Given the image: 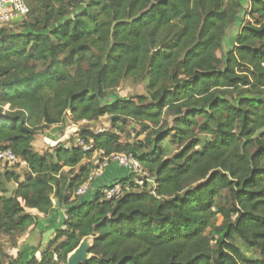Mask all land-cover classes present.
<instances>
[{
  "label": "trees",
  "instance_id": "1",
  "mask_svg": "<svg viewBox=\"0 0 264 264\" xmlns=\"http://www.w3.org/2000/svg\"><path fill=\"white\" fill-rule=\"evenodd\" d=\"M26 2L0 29V151L28 165L0 170V235L20 239L57 201L66 228L28 264H67L86 237L84 264H264V0ZM130 80L145 94L108 101ZM68 112L93 149L37 152ZM106 116L107 133L88 127ZM129 121L144 140L122 141ZM95 153L134 156L143 185L126 174L120 197L78 198Z\"/></svg>",
  "mask_w": 264,
  "mask_h": 264
},
{
  "label": "built area",
  "instance_id": "2",
  "mask_svg": "<svg viewBox=\"0 0 264 264\" xmlns=\"http://www.w3.org/2000/svg\"><path fill=\"white\" fill-rule=\"evenodd\" d=\"M29 14L30 8L26 0H0V26H13L19 22H23L28 18ZM85 124H88V122L84 121L81 123V125ZM96 131L98 134H104L107 133L109 129L108 127H97ZM78 133L74 136V146L81 148L84 152L91 151L93 149V141H87L80 138ZM92 163L95 168L92 171L88 182L85 183L76 193V196L80 199H86L87 196L90 195L93 200L96 194V189L94 188L95 181L103 177L105 173L114 166L119 167L127 174L141 177V180L136 182L139 186L143 185V178L146 177L142 166L132 155L117 154L110 157H101L99 153H95ZM15 167L27 169L28 165L12 151H0V170L5 171L6 169ZM150 183L154 184L153 181H150ZM127 190H129V184L118 181L104 188L102 194L105 200H113L114 198L123 195ZM66 219L68 220V217Z\"/></svg>",
  "mask_w": 264,
  "mask_h": 264
},
{
  "label": "crops",
  "instance_id": "3",
  "mask_svg": "<svg viewBox=\"0 0 264 264\" xmlns=\"http://www.w3.org/2000/svg\"><path fill=\"white\" fill-rule=\"evenodd\" d=\"M66 124H69L68 121H66ZM66 124L50 127V129L46 131V140L49 142L53 140L57 142L64 141L66 128H68V126L65 127ZM72 130L69 129L68 133ZM122 172L123 170L119 167H112L103 177L95 181V189L107 187L121 181ZM56 202L57 201H55V203ZM67 217V207L65 204H59L58 207L56 206L50 215L40 217L38 225L19 239L18 246L14 248L13 251L2 248V252L0 251V264H17V262H19L18 264H28L32 258L35 257L38 261H41L43 254L47 253L50 249L52 241L56 237V233L66 228ZM46 236H49V238L48 241L46 240L48 243L46 242L47 244L45 245L44 239Z\"/></svg>",
  "mask_w": 264,
  "mask_h": 264
},
{
  "label": "rangeland",
  "instance_id": "4",
  "mask_svg": "<svg viewBox=\"0 0 264 264\" xmlns=\"http://www.w3.org/2000/svg\"><path fill=\"white\" fill-rule=\"evenodd\" d=\"M83 9V7H82ZM81 9V10H82ZM80 10V11H81ZM249 21V18L247 17V20ZM240 23H242V21H240ZM21 22L13 25V26H7L9 28L12 27H16V25H20ZM1 29V26H0ZM237 32V31H235ZM219 55L221 56V52L219 53ZM146 90H145V86L143 83H138L136 81L130 80V81H125L121 87L119 89H117L115 91V93L108 99V101H113L115 98H122V97H132V96H136V95H142L145 94ZM71 112H68L66 114V121H68L69 124H66L65 127L68 126V128H66V132H65V139L62 142H57L56 140H53L52 142H49L46 140V131L50 128L44 129L42 131H40L38 133V136L36 137V140L34 142V149L39 152L40 154H45L51 150H53L55 147H57L60 143H65L66 141L69 140V136L70 133L73 131H76L77 133L87 127L86 125H80V124H74L71 120ZM69 119V120H68ZM91 128H97V127H108V129H112V118L110 117H104L101 118L99 121L92 123V125L88 126ZM69 129H73L70 133H68ZM141 130V126L133 121H129L127 125L122 126L119 129H115V132L118 133L120 135V137L122 138V141L124 142H131L134 143L136 141H142L145 139V136H138V133ZM77 135V134H76ZM75 139V137H73ZM72 145L75 144V141H73L71 143ZM71 146V145H70ZM19 172L24 171L20 170V168H17ZM66 172L69 171V169L65 170ZM23 173V172H22ZM126 172L123 171L122 172V178H124L126 176ZM88 200H92V197L89 195L87 196ZM222 222V219L219 220L218 224L220 225ZM48 238L49 236H46V238L44 239V243L45 245L48 243ZM47 240V241H46ZM18 241L19 239L17 238V236H13V237H8L5 235H0V251L2 252V248H5V250H14V248H16L18 246ZM47 242V243H46Z\"/></svg>",
  "mask_w": 264,
  "mask_h": 264
},
{
  "label": "water",
  "instance_id": "5",
  "mask_svg": "<svg viewBox=\"0 0 264 264\" xmlns=\"http://www.w3.org/2000/svg\"><path fill=\"white\" fill-rule=\"evenodd\" d=\"M76 134L77 132L73 131L70 134L69 139H72ZM55 204L57 207L59 206V202H56ZM94 240V237L84 238L78 248L68 255L67 264H84L89 262L93 258L90 251L93 247Z\"/></svg>",
  "mask_w": 264,
  "mask_h": 264
}]
</instances>
